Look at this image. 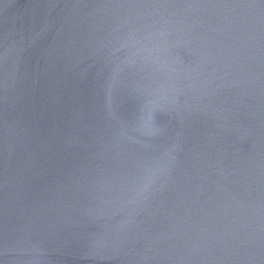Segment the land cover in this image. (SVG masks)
I'll return each instance as SVG.
<instances>
[{
  "label": "water",
  "instance_id": "95a60500",
  "mask_svg": "<svg viewBox=\"0 0 264 264\" xmlns=\"http://www.w3.org/2000/svg\"><path fill=\"white\" fill-rule=\"evenodd\" d=\"M0 264H264V0H0Z\"/></svg>",
  "mask_w": 264,
  "mask_h": 264
}]
</instances>
